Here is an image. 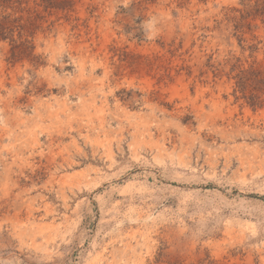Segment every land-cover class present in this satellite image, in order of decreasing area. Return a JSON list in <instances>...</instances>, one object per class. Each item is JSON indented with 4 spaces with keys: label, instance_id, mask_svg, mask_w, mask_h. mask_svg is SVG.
<instances>
[{
    "label": "rangeland",
    "instance_id": "374dc122",
    "mask_svg": "<svg viewBox=\"0 0 264 264\" xmlns=\"http://www.w3.org/2000/svg\"><path fill=\"white\" fill-rule=\"evenodd\" d=\"M0 15V264H264V0Z\"/></svg>",
    "mask_w": 264,
    "mask_h": 264
},
{
    "label": "trees",
    "instance_id": "16d2710c",
    "mask_svg": "<svg viewBox=\"0 0 264 264\" xmlns=\"http://www.w3.org/2000/svg\"><path fill=\"white\" fill-rule=\"evenodd\" d=\"M2 1L3 0H0V2H2ZM8 19H9V16L0 15V37H2L3 34L6 32V30L8 29V27L6 26ZM21 28H24V27H21ZM25 44L26 43L23 42V43L14 45V58L22 53L21 49L24 47ZM241 80H245L243 76L241 77ZM241 80H240V82H241ZM241 85H242V88H244L245 83H242Z\"/></svg>",
    "mask_w": 264,
    "mask_h": 264
}]
</instances>
